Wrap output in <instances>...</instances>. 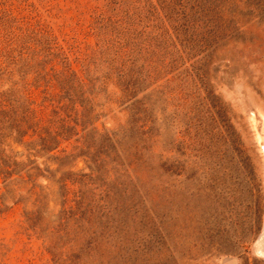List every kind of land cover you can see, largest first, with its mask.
Wrapping results in <instances>:
<instances>
[{
    "label": "rangeland",
    "instance_id": "1",
    "mask_svg": "<svg viewBox=\"0 0 264 264\" xmlns=\"http://www.w3.org/2000/svg\"><path fill=\"white\" fill-rule=\"evenodd\" d=\"M8 46L40 129L0 176V264H264V0H0Z\"/></svg>",
    "mask_w": 264,
    "mask_h": 264
},
{
    "label": "trees",
    "instance_id": "2",
    "mask_svg": "<svg viewBox=\"0 0 264 264\" xmlns=\"http://www.w3.org/2000/svg\"><path fill=\"white\" fill-rule=\"evenodd\" d=\"M225 10L226 4L219 2L215 11L221 13L225 12ZM111 45L115 52V60L119 63L118 85L121 87L122 93L132 99L135 95L136 87L135 84L132 83L134 73L130 69L134 66L135 59L127 50V45H129L128 42L125 41L124 43L119 37H116L111 42ZM30 49L31 47L24 46L18 56L14 57L13 55L17 52L16 49L11 46L6 48L2 47L0 48V59L5 58L7 61L16 65L20 61L29 60ZM42 51L48 53V55H52V48L50 47H46ZM25 66L28 67L30 64ZM69 70L72 71V68ZM2 74L3 70L0 66V75ZM72 74V76H75L73 72ZM72 82L74 81L67 80V84L71 85L69 88L72 98L71 101L75 98H79L82 103L85 104V100L87 99L82 84L75 86ZM9 92L10 91H8V93H0V176L4 181H7L9 177L14 176L15 173L22 169L21 166L23 163L18 162V160L13 157L14 154L19 155V153L14 152L13 146L23 144L24 140L31 132L36 135L40 129V124L33 109L34 105H36L35 102H32L30 97H16L12 90L10 93ZM45 134H47V136L42 138V149L45 151H52L55 147L58 148V146H56L57 137H53L49 132H45ZM25 174L29 178V184H34L31 171H26Z\"/></svg>",
    "mask_w": 264,
    "mask_h": 264
},
{
    "label": "bare ground",
    "instance_id": "3",
    "mask_svg": "<svg viewBox=\"0 0 264 264\" xmlns=\"http://www.w3.org/2000/svg\"><path fill=\"white\" fill-rule=\"evenodd\" d=\"M261 250L264 252V248L263 247H261Z\"/></svg>",
    "mask_w": 264,
    "mask_h": 264
}]
</instances>
